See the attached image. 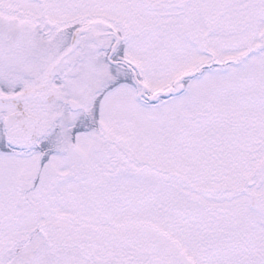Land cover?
Masks as SVG:
<instances>
[{"label":"snow or ice","instance_id":"1","mask_svg":"<svg viewBox=\"0 0 264 264\" xmlns=\"http://www.w3.org/2000/svg\"><path fill=\"white\" fill-rule=\"evenodd\" d=\"M0 264H264V0H0Z\"/></svg>","mask_w":264,"mask_h":264}]
</instances>
